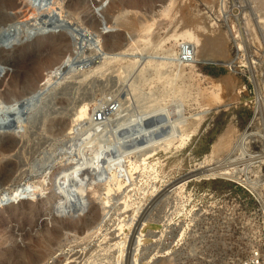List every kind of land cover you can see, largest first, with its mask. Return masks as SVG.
Segmentation results:
<instances>
[{"label": "rangeland", "instance_id": "374dc122", "mask_svg": "<svg viewBox=\"0 0 264 264\" xmlns=\"http://www.w3.org/2000/svg\"><path fill=\"white\" fill-rule=\"evenodd\" d=\"M261 3L0 0V264H264Z\"/></svg>", "mask_w": 264, "mask_h": 264}, {"label": "bare ground", "instance_id": "6f19581e", "mask_svg": "<svg viewBox=\"0 0 264 264\" xmlns=\"http://www.w3.org/2000/svg\"><path fill=\"white\" fill-rule=\"evenodd\" d=\"M31 1V0H30ZM259 1V0H258ZM264 0H260V3L261 4H263L264 2H263ZM128 2V1H127ZM254 2V1H253ZM12 3V2H11ZM31 3V2H30ZM256 4H257V2H256ZM32 5V4H31ZM35 6V5H34ZM33 6V7H34ZM12 8L11 9H13V10H21V5H19L17 2H15L14 4H12V6H11ZM11 9H9V10H11ZM33 9V8H32ZM33 11H34V13H35V11H37V10H35V9H33ZM26 12V11H25ZM25 12L23 13V14H25ZM38 12V11H37ZM27 13V12H26ZM32 14V13H31ZM17 15H18V13H17ZM19 17V16H18ZM18 17H16V18H18ZM28 17V14H26V15H23V17L22 18H27ZM15 19V18H14ZM13 20V19H12ZM8 23V22H7ZM61 45V44H60ZM60 45H58L57 47H56V50H55V53H54V55L53 56H50V58L48 59V60H46V61H50L49 63V66H48V68H49V70L50 71H47L48 73H50L56 66H58V65H61L62 64V62L65 60V57L67 56V53L63 50V48H64V46H63V48H61V46ZM39 47V46H38ZM43 60V59H42ZM43 63V62H42ZM36 64V63H35ZM47 64V63H46ZM37 66H39L38 64H36ZM35 65V66H36ZM45 65V64H44ZM47 66V65H46ZM46 66H45V68H46ZM36 68V67H35ZM37 69V68H36ZM31 70V69H30ZM33 72V71H32ZM37 72V71H36ZM35 72V73H36ZM25 77V76H24ZM46 77H49V75L48 76H46ZM28 79H31V78H27V80ZM33 79H34V77H33ZM33 79H32V81H33ZM37 79V77H35V80ZM24 80V79H23ZM34 80V81H35ZM43 80H47L48 81V79H43ZM29 81H31V80H29ZM37 81V80H36ZM11 82V81H10ZM15 82H18V81H16L15 80ZM15 82L13 83V84H15ZM35 83V82H34ZM10 85V84H9ZM31 85L32 86H35V85H33V82L31 83ZM37 85V84H36ZM14 86V85H13ZM10 87H11V85H10ZM37 87V86H36ZM31 88V87H30ZM33 89H34V87H33ZM37 89H38V87H37ZM35 90H36V88H35ZM34 90V91H35ZM36 92V91H35ZM11 93V92H10ZM30 93V92H29ZM28 94V93H27ZM26 95V94H25ZM29 95V94H28ZM28 95L26 96V97H28ZM30 95H31V93H30ZM22 97V96H21ZM10 98V97H9ZM15 98V97H14ZM19 99V98H18ZM20 100V99H19ZM14 102V101H13ZM232 165V164H231ZM187 182V181H186ZM186 182H183L182 184H176V185H174L172 188H174V189H178V188H180V187H182ZM173 190V189H172ZM171 190V191H172ZM170 191V192H171ZM147 227H154V225H152V224H149V223H144L143 224V227H140L139 226V228L137 229V232L135 233L136 234V237L135 238H137V244H136V246L135 247H138V248H140L138 245H140V243H141V241H142V237H143V234H144V232H145V229L147 228ZM135 236V235H134ZM133 240V239H132ZM131 240V241H132ZM135 240V239H134ZM133 240V241H134ZM146 241V240H145ZM133 243V242H132ZM131 242H130V244H132ZM133 245H134V243H133ZM129 246V245H128ZM134 248V247H133ZM132 247H130V249H129V252L132 254V252L133 251H135L137 248H135V249H133ZM137 252H138V250H137ZM136 252V253H137ZM127 254V253H126ZM129 255V254H128ZM127 255V256H128ZM132 256H134V255H132ZM130 260V259H129ZM137 262V261H136ZM125 264H128V263H125ZM129 264H133L131 261H129ZM135 264V263H134ZM137 264V263H136Z\"/></svg>", "mask_w": 264, "mask_h": 264}, {"label": "water", "instance_id": "95a60500", "mask_svg": "<svg viewBox=\"0 0 264 264\" xmlns=\"http://www.w3.org/2000/svg\"><path fill=\"white\" fill-rule=\"evenodd\" d=\"M84 172V171H83ZM67 210H71V211H78V208H76L73 204L72 205H68ZM61 209H57L56 212L60 213Z\"/></svg>", "mask_w": 264, "mask_h": 264}, {"label": "built area", "instance_id": "2783aa9c", "mask_svg": "<svg viewBox=\"0 0 264 264\" xmlns=\"http://www.w3.org/2000/svg\"><path fill=\"white\" fill-rule=\"evenodd\" d=\"M98 118H99V120H101V116H99Z\"/></svg>", "mask_w": 264, "mask_h": 264}]
</instances>
